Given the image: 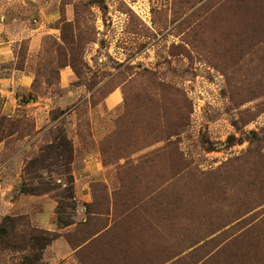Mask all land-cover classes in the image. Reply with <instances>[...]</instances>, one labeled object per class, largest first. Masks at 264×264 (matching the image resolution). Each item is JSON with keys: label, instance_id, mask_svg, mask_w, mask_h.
I'll list each match as a JSON object with an SVG mask.
<instances>
[{"label": "rangeland", "instance_id": "1", "mask_svg": "<svg viewBox=\"0 0 264 264\" xmlns=\"http://www.w3.org/2000/svg\"><path fill=\"white\" fill-rule=\"evenodd\" d=\"M54 5L0 117V264H264V0Z\"/></svg>", "mask_w": 264, "mask_h": 264}, {"label": "crops", "instance_id": "2", "mask_svg": "<svg viewBox=\"0 0 264 264\" xmlns=\"http://www.w3.org/2000/svg\"><path fill=\"white\" fill-rule=\"evenodd\" d=\"M55 0H0V70L5 72L0 77V117H13L20 104V96L17 95V89L29 88L34 81L33 71L29 62H25L24 67H17L18 63V43L24 39H29L28 57L31 54L37 53L41 46V38L50 32V24L60 18L59 9L54 7ZM39 9L37 16L31 17L30 14H23L20 9H31L30 6ZM28 12V11H25ZM27 22H31L28 27ZM62 74L61 82L65 84V74ZM48 100V99H45ZM119 101V95L116 91L110 93L104 103L109 106H114ZM22 102V101H21ZM46 103L36 102L35 105H42ZM48 105H46L47 107ZM46 107H38L34 109V115L40 117L41 110ZM40 118H37V129L41 130L43 125H39ZM8 139L0 142V155L4 154L8 148ZM2 162V163H1ZM0 172L5 171L8 161L1 160ZM2 166V167H1ZM18 173L8 172L7 176H3L5 184L0 182V191L2 193L10 194L16 188ZM14 178V179H13ZM7 182V183H6ZM11 182V183H10ZM16 200L9 207L11 212L19 211V205H22L25 210L23 212H31L30 202L35 201L33 198L22 196ZM37 201V200H36ZM53 216H33V221L41 227H52Z\"/></svg>", "mask_w": 264, "mask_h": 264}, {"label": "trees", "instance_id": "3", "mask_svg": "<svg viewBox=\"0 0 264 264\" xmlns=\"http://www.w3.org/2000/svg\"><path fill=\"white\" fill-rule=\"evenodd\" d=\"M3 139H0V142L2 141ZM23 192V191H22ZM24 193H30L32 194L33 192H26L24 191ZM36 194V193H34ZM9 217H5V219H8ZM7 229L4 227V226H0V238H3V237H7L9 235L8 231H6Z\"/></svg>", "mask_w": 264, "mask_h": 264}]
</instances>
